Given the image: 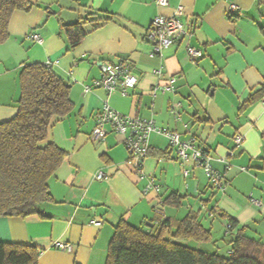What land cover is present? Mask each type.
Wrapping results in <instances>:
<instances>
[{
  "label": "crops",
  "instance_id": "obj_1",
  "mask_svg": "<svg viewBox=\"0 0 264 264\" xmlns=\"http://www.w3.org/2000/svg\"><path fill=\"white\" fill-rule=\"evenodd\" d=\"M29 1V11L11 15L8 39L0 44V123L17 114L19 74L28 64H49L70 85L73 109L54 121L47 135L46 142L65 157L48 181L52 202L41 207L46 218H0V242L34 247L38 264H105L121 220L138 228L151 223L153 229L160 220L178 222L192 213L211 232V240L185 244L219 254L224 249L216 238L219 222L228 243L241 230L260 243L264 263V105L257 95L264 89V0H168L166 7L154 0ZM230 5L238 7V14H228ZM178 8L192 28L191 38L176 42L162 58L149 57L145 33L152 20ZM75 23H82L86 35L71 49L64 26ZM34 34L41 43L30 39ZM186 43L203 57L191 61ZM121 60L137 78L127 96L93 87L102 63ZM159 68L157 77L153 71ZM170 78L175 79L174 92L153 97V87ZM251 97L257 100L243 108ZM104 103L122 115L151 120L183 140L194 139L209 153L214 171L224 175L225 190L210 189L201 167L182 165L163 135L149 136L151 154L141 172L129 164L122 136L92 141L94 117ZM176 104L180 107L172 112ZM236 135L243 138L240 147L234 144ZM99 172L101 181L95 178ZM151 177L156 193L145 190ZM172 194L182 198L180 206L163 205ZM231 222L236 226L228 232ZM59 242L70 250H59Z\"/></svg>",
  "mask_w": 264,
  "mask_h": 264
},
{
  "label": "trees",
  "instance_id": "obj_2",
  "mask_svg": "<svg viewBox=\"0 0 264 264\" xmlns=\"http://www.w3.org/2000/svg\"><path fill=\"white\" fill-rule=\"evenodd\" d=\"M31 8L29 0H0V44L8 39L11 15ZM64 30L71 49L86 35L82 23L64 26ZM19 90L17 114L0 123V218L25 219L34 215L46 218L41 207L52 202L48 181L65 157L61 149L46 140L54 121L66 117L73 109L70 85L50 67L35 63L21 69ZM257 95L263 97L264 89ZM256 100L251 97L243 108ZM181 201L179 195L172 194L163 205L178 207ZM230 224L228 232L236 226L234 222ZM210 240L211 232L192 213L178 222L160 220L150 233L121 220L114 228L105 264H264L259 259L263 246L248 239L242 230L226 257L185 244ZM0 264H38L37 250L0 242Z\"/></svg>",
  "mask_w": 264,
  "mask_h": 264
},
{
  "label": "built area",
  "instance_id": "obj_3",
  "mask_svg": "<svg viewBox=\"0 0 264 264\" xmlns=\"http://www.w3.org/2000/svg\"><path fill=\"white\" fill-rule=\"evenodd\" d=\"M158 7H166L168 0H154ZM238 7L230 5L228 14H238ZM182 13L180 9H176L171 16H156L151 22L149 29L145 33L146 41L151 45L149 57L162 58L163 51L172 47L178 41H188L192 36V28L187 27L182 21ZM30 39L36 43H41V38L34 34ZM186 53L188 58L196 62L203 57L200 49L192 47L186 43ZM49 67V64L46 65ZM153 73L158 77L162 74V69H155ZM137 78L133 75L131 65L126 61H118L116 63L105 62L100 68L99 77L93 81V87L103 89L107 94L114 92L121 96H127L128 91L135 88ZM175 90V79L170 78L164 85H156L151 91L154 97L157 94L172 93ZM90 88L86 86L84 92L88 93ZM264 105V96L261 99ZM180 107L179 104L172 106V112L175 108ZM95 124L90 133L92 141L105 140L109 134H115L124 138V145L129 156V164L137 172H141V167L149 153V136L151 133L163 135L169 140L170 146L175 150L177 160L182 165L193 163L202 168L204 175L208 180L212 190L224 191L227 182L224 175L217 173L211 166V157L201 145H197L194 139L183 140L181 135L176 132H171L166 129L157 128L153 121L138 117H129L120 114L113 110L107 103H104L95 114ZM234 144L240 147L243 142L241 135L234 137ZM232 156V153H230ZM225 168H229V164L223 161ZM243 171L245 169H242ZM188 170H183V176L188 175ZM96 180L101 181L103 173L99 172L96 175ZM146 192H158V186L155 184L154 178H150ZM256 205L259 202L253 201ZM95 226H100L99 221H92ZM229 228V225L227 226ZM56 246L61 251H69L70 246L66 243H56Z\"/></svg>",
  "mask_w": 264,
  "mask_h": 264
},
{
  "label": "rangeland",
  "instance_id": "obj_4",
  "mask_svg": "<svg viewBox=\"0 0 264 264\" xmlns=\"http://www.w3.org/2000/svg\"><path fill=\"white\" fill-rule=\"evenodd\" d=\"M215 224H216V227H215V229H216V238H217V240H218V243H221L222 245H223V247H224V249L222 248V250H219V254L221 255V256H228V249H229V247L231 246V244H230V242L228 243L227 242V239L228 238H226L224 235H223V231H222V227L220 226V225H218L219 224V222H215ZM189 245L191 246V247H194L195 248V246H196V244H194V243H189ZM202 251H205V249L203 248V249H201ZM218 252V251H217ZM261 262H262V260H260Z\"/></svg>",
  "mask_w": 264,
  "mask_h": 264
},
{
  "label": "water",
  "instance_id": "obj_5",
  "mask_svg": "<svg viewBox=\"0 0 264 264\" xmlns=\"http://www.w3.org/2000/svg\"><path fill=\"white\" fill-rule=\"evenodd\" d=\"M152 229L151 223H145V225L141 228L142 232L144 233H150Z\"/></svg>",
  "mask_w": 264,
  "mask_h": 264
}]
</instances>
